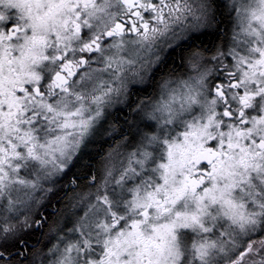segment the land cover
Wrapping results in <instances>:
<instances>
[{
  "label": "snow or ice",
  "instance_id": "1",
  "mask_svg": "<svg viewBox=\"0 0 264 264\" xmlns=\"http://www.w3.org/2000/svg\"><path fill=\"white\" fill-rule=\"evenodd\" d=\"M226 6L205 49L214 0H0V264H264V0ZM138 86L137 132L77 172Z\"/></svg>",
  "mask_w": 264,
  "mask_h": 264
},
{
  "label": "flooded vegetation",
  "instance_id": "2",
  "mask_svg": "<svg viewBox=\"0 0 264 264\" xmlns=\"http://www.w3.org/2000/svg\"><path fill=\"white\" fill-rule=\"evenodd\" d=\"M215 3V16H216V23L212 25V27L208 28L207 30H205L202 34H199V39H196L194 41L195 46L200 48H205V49H212L214 48L217 44H219L227 34L230 33L231 31V27L233 24V20L232 17L230 15L231 13V9L230 7H227V0H214ZM214 41V42H213ZM193 43L192 41L189 42V44ZM187 46V48H186ZM188 44L183 45L182 47H176L174 50L172 51H166V59L164 64L160 67V69L157 72V76L163 75L166 72L172 71L175 66V64H172L171 60H173L175 53L181 51L182 49L186 48L187 52H188ZM187 52L185 53L184 56L187 55ZM180 61V60H179ZM170 63V70L167 69V64ZM182 60L180 61V64L182 65ZM178 64V69L176 70H181V65ZM155 81H153V85H154ZM139 90H146V94H144L143 96H140L139 99H133L132 107H129L127 104H125L124 106H126V109H128V112L125 113V117L127 119V126L126 129L121 130L120 128H116L115 132L113 133V136L116 137V139H113L112 137L109 136V139L107 141H110L109 146L107 147V149L102 152L99 156L101 158H103L104 154L107 153V151L110 149V147L114 146L116 143L119 142V139L121 137V133H123L124 135H128L129 137L131 136L132 133L137 132V126L136 124L133 122L132 123V118L137 117L136 114V108H135V103L137 101H139L140 99L145 98L147 95H150L152 92V86H145V87H137L136 90H134L132 92V97L135 95V92H138ZM121 109H123L122 107H120ZM124 110H118L116 113L121 115L123 113ZM115 113V114H116ZM141 124V121H140ZM106 141V139H105ZM49 242V241H47ZM48 244V243H47Z\"/></svg>",
  "mask_w": 264,
  "mask_h": 264
},
{
  "label": "trees",
  "instance_id": "3",
  "mask_svg": "<svg viewBox=\"0 0 264 264\" xmlns=\"http://www.w3.org/2000/svg\"><path fill=\"white\" fill-rule=\"evenodd\" d=\"M214 42V41H213ZM187 48V46H186ZM184 48L181 51L175 53L173 60H171L172 64H175L173 70L178 69V64H180V61L182 60L181 57L185 55L187 52V49ZM180 60V61H179ZM171 64V65H172ZM170 63L167 64V69L170 70ZM181 65V64H180ZM146 90H139L138 92H135V95L132 97L133 99H139L140 96H143L146 94ZM124 110L121 115L117 114V109H114L111 111V114L108 117V127L109 129L112 128H120L121 130L126 129L127 126V119L125 117V113L128 112V109H126V106L122 107ZM116 113V114H115ZM132 123L134 122L137 125H140V119L138 117L132 118ZM128 127V126H127ZM115 132V131H114ZM113 132V133H114ZM106 139V141H105ZM109 139L108 135H103L102 137H98L97 141L94 146L89 148V152L92 154L91 157H86L84 161L82 162V166L80 168H77V172H85L86 169H91L92 172H96L99 167V162L102 160V158L99 156L102 152H104L107 147L109 146L110 141H107ZM61 213L64 216L70 215V210L66 208L64 203V193H61L59 197L52 199L50 203H48L44 208V213L48 216H51L53 219L56 218V213ZM30 241L37 244V247H43L48 242V235H47V229H40L38 231H35Z\"/></svg>",
  "mask_w": 264,
  "mask_h": 264
},
{
  "label": "rangeland",
  "instance_id": "4",
  "mask_svg": "<svg viewBox=\"0 0 264 264\" xmlns=\"http://www.w3.org/2000/svg\"><path fill=\"white\" fill-rule=\"evenodd\" d=\"M124 105H125V104L120 105L119 108H120V107H123ZM114 109H116V108H113L112 110H114ZM112 110H111V111H112ZM107 122H108V121H107ZM106 127L109 128V127H108V123L106 124ZM104 136H105V135H104ZM102 138H103V136H102Z\"/></svg>",
  "mask_w": 264,
  "mask_h": 264
}]
</instances>
